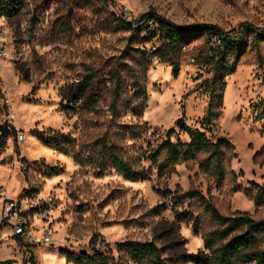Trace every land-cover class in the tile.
Wrapping results in <instances>:
<instances>
[{
	"label": "rangeland",
	"instance_id": "374dc122",
	"mask_svg": "<svg viewBox=\"0 0 264 264\" xmlns=\"http://www.w3.org/2000/svg\"><path fill=\"white\" fill-rule=\"evenodd\" d=\"M151 8L242 43L220 48L206 33L179 47L177 67L161 62L151 54L163 42L134 29ZM3 19L11 44L0 69V126L14 131L0 149V264H137L122 244L151 240L170 264H197L186 254L220 225L189 191L224 215L264 220V0H23ZM243 24L253 28L241 35ZM216 62L234 71L224 76ZM210 101L208 136L233 146L224 179L200 169L204 155L158 172L153 155L168 130L179 118L202 128ZM171 138L190 140L177 131ZM112 153L145 179L127 178ZM11 200L36 239L52 232L50 243L14 233L3 214Z\"/></svg>",
	"mask_w": 264,
	"mask_h": 264
},
{
	"label": "trees",
	"instance_id": "16d2710c",
	"mask_svg": "<svg viewBox=\"0 0 264 264\" xmlns=\"http://www.w3.org/2000/svg\"><path fill=\"white\" fill-rule=\"evenodd\" d=\"M22 5L23 0H17L7 5V9H9L7 15L14 16L18 14ZM149 22H153V25H149ZM124 23L129 28H133L135 24L126 19H124ZM136 23L138 26L134 29L138 34L145 28L150 31L147 41L159 38L163 42L151 56L176 67L178 66L176 57L179 47L194 42L203 34L207 33L209 38L213 39L214 43L218 44L220 48L227 45L237 49L242 43L239 35L227 34L215 25L207 23L180 25L160 16L154 8L142 14L136 20ZM245 26H248L249 30L253 28L249 24H243L240 31L241 35L245 31ZM257 30L259 35L264 34V30ZM212 57V60H214V56ZM219 64V62H216L217 68L220 70L224 66ZM224 69V76H226L234 71V66L233 64H227ZM211 108L212 101H210L208 113L200 121L204 130L186 124L183 118L177 120L178 130L174 128L168 130L167 138L158 145L157 151L153 155L158 172H165L174 168L177 164L189 162L197 159L199 155H204L203 159L198 161L200 169L214 175L219 182L224 179L228 151L233 146L226 136H220L217 139L208 136L207 131L211 132L213 125H215ZM176 131L187 134L190 140L187 142L173 141L171 136ZM0 132V149L2 150L8 136L6 125L0 126ZM162 154V160L158 161ZM111 156L114 167L124 173L127 178L131 180L145 179V176L134 171L119 156L114 153ZM185 195L198 196L204 202L205 211L209 213L211 219L220 225L218 229L206 237L203 249L196 253H188L186 257L197 264H264V220H256L247 212H239L232 216L224 215L198 191H189ZM263 198L264 191L258 196V204L264 203ZM122 245L129 246L130 253L137 264H170L163 255L164 247L159 246L154 240L146 242L126 241ZM82 257L89 262L91 261L89 256L83 255ZM77 261L81 262V259L78 258Z\"/></svg>",
	"mask_w": 264,
	"mask_h": 264
},
{
	"label": "built area",
	"instance_id": "2783aa9c",
	"mask_svg": "<svg viewBox=\"0 0 264 264\" xmlns=\"http://www.w3.org/2000/svg\"><path fill=\"white\" fill-rule=\"evenodd\" d=\"M17 0H0V19L5 14H8L7 5L16 2ZM10 16V15H8ZM20 29L22 32L27 33L29 31L27 22H21L20 23ZM10 30L11 28L7 25L6 20L3 19L0 20V69L3 65V62L6 61L9 57L10 53ZM1 75V74H0ZM1 77V76H0ZM13 118V116H12ZM6 125V124H4ZM6 128L8 130V138L13 130L12 126L10 124L6 125ZM1 134V132H0ZM6 140V139H5ZM20 141H25V136L20 137ZM3 214L5 217V220H8L11 223V227L14 231V233L17 236L23 237L27 241H40V242H47L50 243L52 232L48 229H46L41 238L36 239L33 231L28 226V220L25 214L22 212V210L18 207L17 203L14 201H7L5 203V206L3 208ZM8 226V225H7Z\"/></svg>",
	"mask_w": 264,
	"mask_h": 264
},
{
	"label": "bare ground",
	"instance_id": "6f19581e",
	"mask_svg": "<svg viewBox=\"0 0 264 264\" xmlns=\"http://www.w3.org/2000/svg\"><path fill=\"white\" fill-rule=\"evenodd\" d=\"M52 251H53V250H51V252H52ZM54 251H55V250H54ZM46 253H47V252H46ZM52 253L54 254V252H52ZM52 253H51V254L48 253V254L52 255ZM56 255H57V254H56ZM43 257H44V256H43ZM49 258H50V261H51V258H52V257H49ZM49 258H48V259H49ZM55 258H58V256L55 257ZM61 258H62V257H61ZM63 259H64V258H63ZM54 260H55V259H53V261H54ZM58 260H59V259H58ZM50 261H49V262H50ZM62 261H63V260H62ZM57 262H58V261H56V263H57ZM50 263H51V262H50ZM60 263H61V262H60Z\"/></svg>",
	"mask_w": 264,
	"mask_h": 264
}]
</instances>
